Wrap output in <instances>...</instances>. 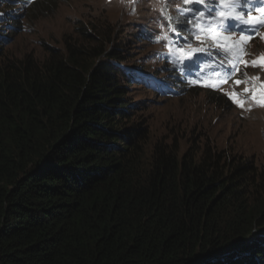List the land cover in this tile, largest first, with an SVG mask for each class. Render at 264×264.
<instances>
[{"label": "trees", "instance_id": "obj_1", "mask_svg": "<svg viewBox=\"0 0 264 264\" xmlns=\"http://www.w3.org/2000/svg\"><path fill=\"white\" fill-rule=\"evenodd\" d=\"M58 1H37L30 19ZM176 3H83L56 45L38 37L30 49L14 38L0 47V264H264L256 162L218 147L200 121L190 136L166 125L172 138L152 141L131 99L130 85L154 84L135 74L150 61L133 66L154 56L153 38L167 35ZM175 75L183 76L165 75L161 91L142 90L168 99L202 93L204 105L232 109Z\"/></svg>", "mask_w": 264, "mask_h": 264}, {"label": "clouds", "instance_id": "obj_2", "mask_svg": "<svg viewBox=\"0 0 264 264\" xmlns=\"http://www.w3.org/2000/svg\"><path fill=\"white\" fill-rule=\"evenodd\" d=\"M37 1L39 0H13L12 2L4 4L2 3V0H0V19L3 21V27L0 31V47L5 44L6 40H10L12 33H19L26 27V17L29 13V9H31ZM257 6L259 8H264L259 4ZM180 7L181 5L179 3L171 6L168 13V17H171V21H169V19L168 21L169 24H171V29L181 31L183 35H176V32L172 31L168 26L167 40L164 39V36L158 37L155 35L153 38V42L155 43L153 51L155 53L153 57L148 59V61H150V65H148L145 73H135L136 75H143V79L149 75L148 79L152 80L154 84H148L141 78V84L139 86L144 89L145 85H149L151 88L161 91L165 88L167 83L165 75L172 76L174 72L178 71L181 72L183 76L178 78L175 75L173 79L177 80V82L185 83L188 86L190 84H194L200 89L209 90L223 96L230 103L232 107L231 110L248 114L253 111H258L259 113L264 112V107L261 106V101H264V93L261 95L260 92H258L259 100L256 102V105L252 106L250 104L254 101V99H251V96L254 94L255 85H257L261 90L264 88V66L259 63L260 53L264 51L259 50L256 45V41L264 43V39H262V37H264V27H259V30L255 31V29L251 26V24L254 23L253 21L248 25L240 23L239 26H234V28L229 32H219L215 27V24L222 18L221 13L223 12L224 5L220 11L217 12L214 20L207 16L204 5L202 4L196 3L194 6H182L185 9L193 10L183 16L178 12V8ZM197 12H204L205 15L203 17L196 16V19H192ZM12 14H14L12 24L15 28L14 30L10 29V24L8 23ZM232 15H234V13ZM260 15V11H253L250 13V16L252 17H259ZM186 19L192 20V22L188 24L181 23V21ZM198 21L199 23H197ZM231 23L233 25H237L238 22L232 20ZM206 24H212L213 27L211 29L201 31V28H203ZM158 25L159 22L156 15L154 18L155 28ZM185 29H187V31ZM192 33H196L200 38L197 39L196 35H192ZM210 34L215 36L216 39L213 40L211 38H206L209 37ZM185 36L188 37L187 40H185ZM178 46H182L184 52L190 46H193L196 50L200 51L199 53H194L192 59L187 61V59L183 58L180 52L176 51ZM232 52H236L241 56L230 59L229 53ZM207 58L211 60V65L207 68V72L216 82V85H211L203 81L200 82L196 79H189L188 77H185L192 74L194 68L199 67L200 64ZM253 61H256L255 66H253ZM158 62L165 65V68L162 70V75L158 74L156 70ZM248 65L250 67L247 69ZM229 66H231L241 76V84H231L229 82V77H227L226 80L223 79L224 75L230 72L228 70ZM247 73L255 77V85L249 80H244V77H248ZM180 79L184 80L181 81ZM236 80V78H231V81ZM245 89H247V91H245ZM233 93L238 94L241 100H246L247 106L241 108L234 103L229 96V94Z\"/></svg>", "mask_w": 264, "mask_h": 264}, {"label": "rangeland", "instance_id": "obj_3", "mask_svg": "<svg viewBox=\"0 0 264 264\" xmlns=\"http://www.w3.org/2000/svg\"><path fill=\"white\" fill-rule=\"evenodd\" d=\"M100 2L101 0H60L53 7L38 13L37 15H42L41 18L31 20L28 14L29 18H26V25L29 24L32 31L28 32L23 29L19 33H12L10 40L14 38V43L18 41V46L24 49H30L35 45L38 46L39 42H35L38 37L44 42L56 45L55 42L60 35L66 31L67 28L69 29V18L75 17L73 16L74 14H77V16L80 15L81 12L78 13V11L82 10L83 3L95 5ZM234 26L235 24L233 28ZM7 44L9 43L2 46H4V48H8L9 46L13 47V44H9L5 47ZM256 45L259 50L264 51V43L256 41ZM154 47L155 46L151 49ZM145 50H147V48L141 50L137 56L140 57ZM194 50H196V48L190 46L185 52L191 55H182L183 58L190 61L193 54L199 53L200 51ZM150 52L151 50L145 54V58L140 60L133 67L141 66L145 59L148 60ZM238 56L241 55L236 52L229 53L230 59ZM262 58H264V52L260 53L259 61ZM132 60L133 59H131L130 62ZM147 64L150 65V62ZM210 65L211 60L207 58L199 67L194 68L191 74L193 75V79L216 85V82L207 72V68ZM228 70L230 72L224 75V80L229 77V82L231 84L234 83V81H231V78H236L241 81V76L231 66L228 67ZM247 76L248 77H244V80H249L255 85V77L249 73H247ZM139 85L140 84H132L129 86L131 99L139 103L141 109L138 115L145 119L146 127H148L151 133L153 132L151 136L155 139L152 141H155L156 138H165V140L169 141L172 138V134L166 130V125L168 129L178 126L177 129L180 128L182 131H186L190 136L191 132L195 130V124L200 121L205 123V125L209 124L207 130L218 147L234 148L235 151H241L243 154L251 157L256 162L259 169L264 172V112L259 113L258 111H253L248 114L239 113L235 110H220L213 105V107L211 105L206 106L203 102L204 96L202 93L196 97L182 95L176 99L155 98L153 95L142 90V87ZM258 92L262 95L264 93V88L261 90L255 85L254 94L251 96V99H254V101L250 103L252 106L256 105V102L259 100ZM242 101L244 102V107L247 106L246 100ZM179 143L182 148H185L187 140L184 137L179 138Z\"/></svg>", "mask_w": 264, "mask_h": 264}, {"label": "snow or ice", "instance_id": "obj_4", "mask_svg": "<svg viewBox=\"0 0 264 264\" xmlns=\"http://www.w3.org/2000/svg\"><path fill=\"white\" fill-rule=\"evenodd\" d=\"M174 2H177L181 5L180 8H178V12L180 15H185L188 12H192V9H185L182 7V5L190 4L193 2L199 3L204 5V8L206 10L207 16L211 19H215L217 12L220 9V5H224L223 12L221 13L222 18L216 22L215 27L219 32H229L233 28V24L231 23L232 20L237 21V25L239 26L240 23H243L245 25L250 24V22H253L251 26L255 29V31L259 30V27H264V8H259L257 5H264V0H174ZM253 11H260L261 15L259 17H252L250 16V13ZM226 13V14H225ZM234 13V15H232ZM205 15L204 12H197L195 16L192 17V19H196V16L203 17ZM246 17V18H245ZM169 21H171V17H168ZM192 20H184L181 21V23L188 24L191 23ZM199 23V21L197 22ZM168 27L171 29V24L168 25ZM213 27L212 24H206L201 28V31H204L205 29H211ZM172 31L176 32V35H183L181 31H178L176 29H171ZM187 31V29H185ZM192 35H196V38L199 39V35L196 33H192ZM213 40L216 39L215 36H212L211 34L209 37ZM164 39L167 40V35L164 36ZM188 37L185 36V40H187ZM264 39V37H262ZM177 52H180L181 55L190 56V53L184 52L182 46H178L176 48ZM196 51V50H194ZM259 63L264 66V58H262ZM256 61H253V66H255ZM179 66V64H178ZM235 84L239 85L242 83L240 80L234 81ZM247 91V89H245ZM230 99L233 100L234 103H236L241 108H244V102L239 99L238 94H229ZM261 106L264 107V101H261Z\"/></svg>", "mask_w": 264, "mask_h": 264}, {"label": "bare ground", "instance_id": "obj_5", "mask_svg": "<svg viewBox=\"0 0 264 264\" xmlns=\"http://www.w3.org/2000/svg\"><path fill=\"white\" fill-rule=\"evenodd\" d=\"M13 27V26H12ZM13 30V29H12ZM193 75L189 74L188 76H185V77H188L189 79H193L192 77Z\"/></svg>", "mask_w": 264, "mask_h": 264}]
</instances>
